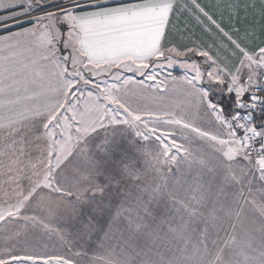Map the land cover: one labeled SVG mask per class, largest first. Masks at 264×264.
Returning a JSON list of instances; mask_svg holds the SVG:
<instances>
[{"label": "snow or ice", "instance_id": "snow-or-ice-1", "mask_svg": "<svg viewBox=\"0 0 264 264\" xmlns=\"http://www.w3.org/2000/svg\"><path fill=\"white\" fill-rule=\"evenodd\" d=\"M0 177V264H264V0H0Z\"/></svg>", "mask_w": 264, "mask_h": 264}, {"label": "crops", "instance_id": "crops-1", "mask_svg": "<svg viewBox=\"0 0 264 264\" xmlns=\"http://www.w3.org/2000/svg\"><path fill=\"white\" fill-rule=\"evenodd\" d=\"M197 2H200V3H202V4L207 5V4H209V3H215L216 0H197ZM225 2H226V0H225ZM255 2H256V4H257V8H259V7H260L261 0H255ZM189 3H190V0H189ZM182 22H183V21H182ZM190 22H191V21H190ZM257 23H258V24H259V23H262V21L259 20V17H257ZM196 31L199 32V29H196Z\"/></svg>", "mask_w": 264, "mask_h": 264}, {"label": "rangeland", "instance_id": "rangeland-1", "mask_svg": "<svg viewBox=\"0 0 264 264\" xmlns=\"http://www.w3.org/2000/svg\"><path fill=\"white\" fill-rule=\"evenodd\" d=\"M2 181H3V177H0V183H2ZM211 208V205H209V209ZM50 251L51 250H53V249H49ZM55 251H60V249H59V247L57 246L56 248H55Z\"/></svg>", "mask_w": 264, "mask_h": 264}, {"label": "trees", "instance_id": "trees-1", "mask_svg": "<svg viewBox=\"0 0 264 264\" xmlns=\"http://www.w3.org/2000/svg\"><path fill=\"white\" fill-rule=\"evenodd\" d=\"M181 73H180V71L179 70H177L176 72H174V75H180Z\"/></svg>", "mask_w": 264, "mask_h": 264}]
</instances>
